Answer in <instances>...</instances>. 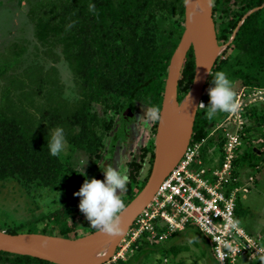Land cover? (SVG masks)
I'll use <instances>...</instances> for the list:
<instances>
[{
  "label": "rangeland",
  "instance_id": "rangeland-1",
  "mask_svg": "<svg viewBox=\"0 0 264 264\" xmlns=\"http://www.w3.org/2000/svg\"><path fill=\"white\" fill-rule=\"evenodd\" d=\"M36 1L0 0V67H7L0 82V108H5L8 115L16 113L27 118V122H33V129L36 131L42 129L43 133L48 134V129L62 126L66 138L72 131L79 132L87 123V110L97 112L113 123L109 129H99L104 145L103 159L92 157L67 138L66 151L57 156L61 176L64 178L57 189H50L41 182L29 181L19 176L0 181V230L10 233H41L38 231L45 227L48 215L66 208L69 213L67 221L71 224L75 217V222L81 224L74 230L80 232L81 236L88 232L84 226L88 221L78 208L80 198L73 193L84 182L85 175L82 174H86L88 178L103 180L101 166L117 162L121 171L129 176L128 162L132 157H138L142 146L154 145L155 151L157 121L146 118L136 120L146 112L147 105L144 101H133L121 113H104L102 105H89L85 96L86 68L72 69L64 58L61 47L47 45L36 37L35 24L30 15ZM217 1L212 0V11ZM230 1L231 4L235 0ZM217 4L222 10L228 0H220ZM184 5L185 0H161L159 3L158 24L166 39L180 42L185 30ZM230 6L235 9L241 5L235 3ZM221 10L215 16L212 13L217 40L229 18ZM250 12L252 11L247 14ZM218 44L226 45L219 40ZM224 51L225 49L218 57L238 56V51H232V55H229L231 49L225 54ZM239 61L236 66L223 65L219 70L224 71L233 82L239 110L235 113H217L210 120L202 106L200 112L203 120L209 122L205 128L204 125H201L202 128L198 127V130H204V140L196 138L195 143L199 144L198 161L209 165L220 156L219 149L211 151L217 144L216 138H221L226 130L231 129L230 125L228 128L219 127L221 124L244 121L247 125L245 127L254 125L250 134H247L250 139V143H247L252 148L255 147L256 154L262 157V161L260 160L259 167L247 162L243 165L244 169H240L241 182L251 175L255 180L250 185L249 194L239 200L238 217L250 233L257 234L264 232V125L256 127V118H264V70L252 73L253 77L249 79L237 76L233 73L234 69L246 68L245 59L241 58ZM211 75H214L213 71ZM211 75L202 99L205 106L209 102L207 89ZM150 167L146 160L141 184L149 174ZM121 199L126 207L128 199L124 198L123 193ZM31 229L37 231L31 232ZM138 232L139 226L133 224L115 255L104 264H205L203 260L199 262L201 249H207L208 256L211 255L209 263L215 264L208 237L195 227L175 233L167 242H151L149 235H138ZM189 259L192 260L187 261ZM238 264H264V261L240 259Z\"/></svg>",
  "mask_w": 264,
  "mask_h": 264
},
{
  "label": "trees",
  "instance_id": "trees-1",
  "mask_svg": "<svg viewBox=\"0 0 264 264\" xmlns=\"http://www.w3.org/2000/svg\"><path fill=\"white\" fill-rule=\"evenodd\" d=\"M161 0H37L30 10L35 24L36 37L47 45L61 47L64 58L74 70L86 68L87 86L85 96L88 104L102 105L104 113H121L133 101H146L149 106L161 109L165 82L171 57L179 42L166 39L158 24V6ZM222 10L214 4L213 15L221 10L228 16L218 40L228 44L224 54L231 49L238 51L235 58L218 57L213 72L223 65L236 66L245 59L246 68H236L237 76L252 78V73L264 70V0H235ZM241 6L232 9L230 5ZM185 6V5H184ZM257 10H254L256 9ZM249 11V14H247ZM215 20V18H214ZM222 26V25H221ZM7 67H0V82ZM195 74V56L190 49L178 83V100L189 92ZM210 79V77H209ZM209 82V80H208ZM207 82V84H208ZM0 108V181L19 176L29 181L43 183L50 189H57L61 168L57 156H52L47 147V133L33 129V122L20 115L6 114ZM81 111V110H79ZM88 121L79 132L72 131L68 140L86 150L92 157L103 159L104 145L99 129H109L113 121L107 120L97 112H85ZM264 118H256L258 126L264 125ZM204 121L200 109L194 128L193 139L203 138L201 125ZM158 124V121H157ZM156 124V125H157ZM254 125L246 127L248 135ZM202 128V127H201ZM248 139V140H247ZM250 141L246 137V143ZM250 143V142H248ZM246 144L244 152L235 163L236 171L247 162L258 166L262 157L255 147ZM155 157L154 145L142 146L139 155L132 157L129 165V182L123 193L128 203L142 190L150 174ZM146 160L151 165L147 176L140 183ZM69 213L61 208L47 217L45 227L38 232L63 237H78L74 231L81 224L67 221ZM87 233L97 229L85 223ZM59 228L55 231L54 229ZM197 229V228H196ZM201 232L199 229H197ZM31 232L37 230H29ZM19 233V232H11ZM86 233V234H87ZM202 233V232H201ZM0 264H56L29 255H21L0 250ZM127 264V262H125Z\"/></svg>",
  "mask_w": 264,
  "mask_h": 264
},
{
  "label": "built area",
  "instance_id": "built-area-1",
  "mask_svg": "<svg viewBox=\"0 0 264 264\" xmlns=\"http://www.w3.org/2000/svg\"><path fill=\"white\" fill-rule=\"evenodd\" d=\"M229 125L231 129L216 138L211 151L219 149L220 156L212 164L198 161L199 144L191 140L136 219L138 235H149L151 242H166L173 233L193 226L208 237L215 264L264 260V239L250 233L238 217L239 200L247 196L255 179L251 175L241 182L235 167L247 144V125L230 121L219 127Z\"/></svg>",
  "mask_w": 264,
  "mask_h": 264
},
{
  "label": "water",
  "instance_id": "water-1",
  "mask_svg": "<svg viewBox=\"0 0 264 264\" xmlns=\"http://www.w3.org/2000/svg\"><path fill=\"white\" fill-rule=\"evenodd\" d=\"M242 23L243 21L239 25ZM213 29L215 32L214 21ZM216 41L218 43L217 36ZM228 44L224 45V49ZM191 48L195 56V74L191 88L184 97L190 96V103L187 113L182 118H178L176 112V105L179 102L178 83ZM218 56L210 61L198 19L197 0H188L185 3V30L171 57L165 82L160 109L162 118L157 124L153 165L140 193L119 214L122 230L118 235L109 236L95 230L78 237H63L44 233H10L0 230V250L29 255L56 264H104L111 260L131 226L150 204L162 181L175 168L191 143L197 114L201 108L198 105L202 103L207 82ZM205 66L210 68V74ZM102 246L108 249L98 259L77 257L81 253Z\"/></svg>",
  "mask_w": 264,
  "mask_h": 264
},
{
  "label": "clouds",
  "instance_id": "clouds-1",
  "mask_svg": "<svg viewBox=\"0 0 264 264\" xmlns=\"http://www.w3.org/2000/svg\"><path fill=\"white\" fill-rule=\"evenodd\" d=\"M188 0H185L187 3ZM209 6L212 0H207ZM210 74V68L205 66ZM210 86L207 89L209 96L208 105L200 103L206 109V116L212 119L217 113H235L239 110V103L236 99L233 82L224 71H216L211 75ZM187 98V97H186ZM147 105L146 112L137 121L146 118L151 121H159L162 118L161 110L157 106ZM47 147L50 155L59 156L66 151L67 138L65 129L57 126L48 129ZM103 180L95 177L88 178L86 174L84 182L79 190L73 193L79 197L78 208L84 215L89 225L99 232L115 236L121 232L120 213L125 204L121 199V194L127 191L129 177L121 171L117 162L109 163L106 167L101 166Z\"/></svg>",
  "mask_w": 264,
  "mask_h": 264
},
{
  "label": "bare ground",
  "instance_id": "bare-ground-1",
  "mask_svg": "<svg viewBox=\"0 0 264 264\" xmlns=\"http://www.w3.org/2000/svg\"><path fill=\"white\" fill-rule=\"evenodd\" d=\"M211 5L209 6L207 0H197L198 19L202 28L205 50L210 61H212L216 56H218L224 49V46L219 45L216 41V36L213 29ZM189 103L190 96H187V98H184V100L179 101L177 103L176 112L178 118H182L187 113ZM107 249L108 247L106 246L94 248L79 254L77 257L87 259H98L105 253Z\"/></svg>",
  "mask_w": 264,
  "mask_h": 264
},
{
  "label": "crops",
  "instance_id": "crops-1",
  "mask_svg": "<svg viewBox=\"0 0 264 264\" xmlns=\"http://www.w3.org/2000/svg\"><path fill=\"white\" fill-rule=\"evenodd\" d=\"M259 167V166H258ZM242 169H244V168H242ZM241 169V170H242ZM240 173H241V171H240ZM255 180V179H254ZM247 180H245L244 182H246ZM254 182V181H253ZM252 183H250V185H251ZM250 191H251V188H250ZM249 191V192H250ZM249 192H248V194H249ZM247 194V195H248ZM190 227H192L193 228V226H190ZM190 227H188V228H190ZM196 228V227H195ZM187 229V228H186ZM177 232H180V231H177ZM177 232H175V233H177ZM175 233H173L171 236H173ZM255 235H257V236H259V237H261V238H263L264 239V232H258L257 234H255ZM172 238V237H171ZM170 237H169V239H171ZM168 241V240H167ZM166 241V242H167ZM208 242H209V240H208ZM202 251H201V258H200V260H199V262L200 261H204L205 262V264H210L209 263V258H210V254H209V256H208V252H207V249H201ZM212 255H213V252H212ZM196 257V256H195ZM192 259H189V260H187V261H191ZM213 260H214V257H213ZM264 261V260H263ZM214 262H215V260H214ZM212 263V262H211Z\"/></svg>",
  "mask_w": 264,
  "mask_h": 264
}]
</instances>
